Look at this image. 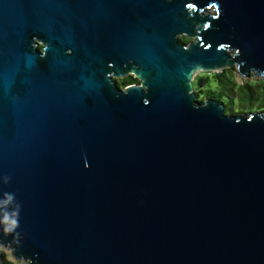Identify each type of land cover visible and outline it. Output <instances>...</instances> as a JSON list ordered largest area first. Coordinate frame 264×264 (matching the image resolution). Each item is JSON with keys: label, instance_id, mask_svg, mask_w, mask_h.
<instances>
[{"label": "water", "instance_id": "obj_1", "mask_svg": "<svg viewBox=\"0 0 264 264\" xmlns=\"http://www.w3.org/2000/svg\"><path fill=\"white\" fill-rule=\"evenodd\" d=\"M234 62L264 70V0H0V219L19 209L22 235L0 225V245L33 264H264V111L197 101L190 77Z\"/></svg>", "mask_w": 264, "mask_h": 264}, {"label": "trees", "instance_id": "obj_2", "mask_svg": "<svg viewBox=\"0 0 264 264\" xmlns=\"http://www.w3.org/2000/svg\"><path fill=\"white\" fill-rule=\"evenodd\" d=\"M186 43L188 37H179ZM138 83V78L129 74L118 81V85ZM196 100L203 97H216L225 106V111L232 114H243L252 110L264 111V80L242 81L236 78L231 68H222L212 74H202L193 80ZM0 264H19L6 248L0 249Z\"/></svg>", "mask_w": 264, "mask_h": 264}, {"label": "clouds", "instance_id": "obj_3", "mask_svg": "<svg viewBox=\"0 0 264 264\" xmlns=\"http://www.w3.org/2000/svg\"><path fill=\"white\" fill-rule=\"evenodd\" d=\"M225 45L227 44H221L220 47L224 48ZM229 46V45H228ZM230 48V47H229ZM231 49V48H230ZM235 52V55L232 54V52ZM229 55L233 58H235L238 55V50H232V51H228ZM232 65H241V63L237 62V63H233ZM215 68V67H214ZM214 68H205L202 66H197L190 74V77L192 78V80H195L197 78V76L202 75L203 73L206 72H212L214 70ZM242 71V67L240 69ZM261 73L264 74V70H260L257 69L256 67H250L247 71V73ZM202 104L198 103L196 100L194 101L193 106L197 107L200 106ZM260 115V114H259ZM261 116V115H260ZM261 118H264V116H261ZM251 119V117L249 118ZM86 167L88 166L87 164L85 165ZM7 200L11 201L12 200V196H7ZM18 217H20V211L19 209L13 210V211H8L3 215V218L0 219V225H3V231L5 233V237L9 236V235H13V241L12 242H7L8 244L13 245L14 242H18L20 240H22V235L20 232L16 231L19 228L20 225V220L18 219ZM3 248V245H0V249ZM16 250V249H15ZM20 257V262L19 264H33V260L30 257H25L23 255L19 256Z\"/></svg>", "mask_w": 264, "mask_h": 264}, {"label": "rangeland", "instance_id": "obj_4", "mask_svg": "<svg viewBox=\"0 0 264 264\" xmlns=\"http://www.w3.org/2000/svg\"><path fill=\"white\" fill-rule=\"evenodd\" d=\"M181 36H183V35H181ZM234 63H237V62H234ZM227 68H231L232 69L233 74L236 75V78L239 80V82H242V81H254V80H256V81L264 80V78L262 77L261 74H256L255 72L250 73L249 75L246 74V75L243 76L240 73L239 69H238V65H232L231 64ZM213 72L214 71H212V72H206V73H203V74H206L207 75V74H212ZM205 98H206V96L203 97V99H205ZM13 259H14V257H13ZM14 260L18 261L17 259H14ZM18 262H20V260Z\"/></svg>", "mask_w": 264, "mask_h": 264}, {"label": "flooded vegetation", "instance_id": "obj_5", "mask_svg": "<svg viewBox=\"0 0 264 264\" xmlns=\"http://www.w3.org/2000/svg\"><path fill=\"white\" fill-rule=\"evenodd\" d=\"M211 12H214L215 11V9L214 8H211V10H210ZM183 36H186V37H188L189 39H188V41L186 42V43H189L190 41H192L193 40V38H191V37H189V36H187V35H183ZM181 37V36H180ZM39 46L42 48V45L41 44H39ZM129 75V74H128ZM128 75H126V76H128ZM134 75V74H133ZM126 76H121V77H117V76H115L113 79L114 80H116L117 81V83H118V81H120L122 78H125ZM138 78V77H137ZM140 78H138V83L140 84ZM120 86H122L123 88L125 87V86H123V85H120ZM127 86V85H126Z\"/></svg>", "mask_w": 264, "mask_h": 264}]
</instances>
